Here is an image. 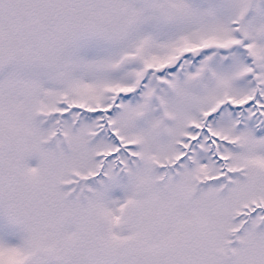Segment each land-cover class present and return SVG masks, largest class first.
I'll list each match as a JSON object with an SVG mask.
<instances>
[{
  "label": "rangeland",
  "instance_id": "374dc122",
  "mask_svg": "<svg viewBox=\"0 0 264 264\" xmlns=\"http://www.w3.org/2000/svg\"><path fill=\"white\" fill-rule=\"evenodd\" d=\"M0 29V264H264V0H0Z\"/></svg>",
  "mask_w": 264,
  "mask_h": 264
},
{
  "label": "water",
  "instance_id": "95a60500",
  "mask_svg": "<svg viewBox=\"0 0 264 264\" xmlns=\"http://www.w3.org/2000/svg\"><path fill=\"white\" fill-rule=\"evenodd\" d=\"M3 40H4V36L0 29V54L3 49ZM136 211H137V207L135 205L129 206L128 208L129 221L134 217ZM173 222H174V213L172 209L167 204L163 203L153 213V217L149 225V230L156 235L164 234L172 227Z\"/></svg>",
  "mask_w": 264,
  "mask_h": 264
},
{
  "label": "flooded vegetation",
  "instance_id": "af4514ba",
  "mask_svg": "<svg viewBox=\"0 0 264 264\" xmlns=\"http://www.w3.org/2000/svg\"><path fill=\"white\" fill-rule=\"evenodd\" d=\"M67 8V7H66ZM2 32V31H1ZM3 34V33H2ZM4 36V35H3ZM3 45H4V40H3ZM2 51H3V49H2ZM2 53V52H1ZM0 56H1V54H0ZM49 143H51L52 144V142L50 141ZM53 145H55V144H53ZM69 145V143L67 142V144L65 143V146H68ZM160 206V205H159ZM158 206V207H159ZM130 222V221H129ZM170 230V229H169Z\"/></svg>",
  "mask_w": 264,
  "mask_h": 264
}]
</instances>
